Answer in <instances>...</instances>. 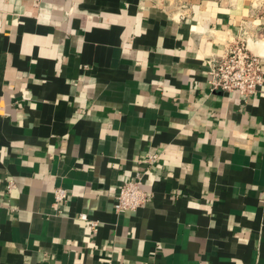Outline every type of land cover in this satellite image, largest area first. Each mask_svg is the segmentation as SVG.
Wrapping results in <instances>:
<instances>
[{
  "label": "crops",
  "instance_id": "1",
  "mask_svg": "<svg viewBox=\"0 0 264 264\" xmlns=\"http://www.w3.org/2000/svg\"><path fill=\"white\" fill-rule=\"evenodd\" d=\"M243 31L264 0H0V264H264V81L206 76Z\"/></svg>",
  "mask_w": 264,
  "mask_h": 264
},
{
  "label": "built area",
  "instance_id": "2",
  "mask_svg": "<svg viewBox=\"0 0 264 264\" xmlns=\"http://www.w3.org/2000/svg\"><path fill=\"white\" fill-rule=\"evenodd\" d=\"M258 43L257 49L252 48V40ZM264 60V33L248 35L238 33L235 39L218 55L208 60L206 70L207 80L213 90L230 93L237 92L242 96L255 93L264 81V71L261 63ZM156 155H148L144 160L151 163L156 160ZM12 181L7 184V191L12 188ZM55 203L65 199V190L57 187L54 191ZM148 199V193L142 187V174L136 173L132 179H127L118 187L115 195V211L136 209ZM79 218L86 219L85 214ZM92 230L97 228L95 220L90 221Z\"/></svg>",
  "mask_w": 264,
  "mask_h": 264
}]
</instances>
